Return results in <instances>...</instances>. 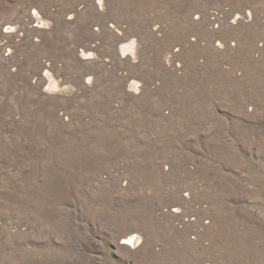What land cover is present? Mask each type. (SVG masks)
I'll list each match as a JSON object with an SVG mask.
<instances>
[{
	"label": "rangeland",
	"instance_id": "374dc122",
	"mask_svg": "<svg viewBox=\"0 0 264 264\" xmlns=\"http://www.w3.org/2000/svg\"><path fill=\"white\" fill-rule=\"evenodd\" d=\"M0 264H264V0H0Z\"/></svg>",
	"mask_w": 264,
	"mask_h": 264
},
{
	"label": "bare ground",
	"instance_id": "6f19581e",
	"mask_svg": "<svg viewBox=\"0 0 264 264\" xmlns=\"http://www.w3.org/2000/svg\"><path fill=\"white\" fill-rule=\"evenodd\" d=\"M132 54V53H131ZM54 80V79H53ZM53 91H61V87L58 84L52 85ZM61 88V89H60ZM141 242V238L138 234L132 235L125 239V244L132 246L133 248H137Z\"/></svg>",
	"mask_w": 264,
	"mask_h": 264
}]
</instances>
